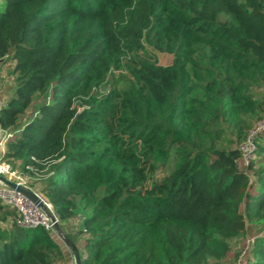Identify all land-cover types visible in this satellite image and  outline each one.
Listing matches in <instances>:
<instances>
[{"label": "trees", "instance_id": "obj_1", "mask_svg": "<svg viewBox=\"0 0 264 264\" xmlns=\"http://www.w3.org/2000/svg\"><path fill=\"white\" fill-rule=\"evenodd\" d=\"M0 59L2 158L81 264H224L242 234L239 263L264 264V129L240 148L264 114V0H0ZM17 214L0 198V264L73 261L1 223Z\"/></svg>", "mask_w": 264, "mask_h": 264}, {"label": "built area", "instance_id": "obj_2", "mask_svg": "<svg viewBox=\"0 0 264 264\" xmlns=\"http://www.w3.org/2000/svg\"><path fill=\"white\" fill-rule=\"evenodd\" d=\"M262 129H264V114L254 123V125L249 130L247 138L240 144L243 157L247 158L250 155L251 149L253 147L252 136L254 133ZM10 135L11 133L0 128V176H4L11 181L33 189L41 198L42 205L35 204L26 196L17 192L16 189L10 187L0 180V198L3 202L11 203L18 210V214L11 221L3 220L1 223L3 225L15 223L21 226H35L40 224L47 230L56 232L58 217L49 201L38 189L30 185V177L27 174L21 173L17 169H13L10 164L2 158L5 152L6 139ZM72 264H74V260L72 261Z\"/></svg>", "mask_w": 264, "mask_h": 264}, {"label": "rangeland", "instance_id": "obj_3", "mask_svg": "<svg viewBox=\"0 0 264 264\" xmlns=\"http://www.w3.org/2000/svg\"><path fill=\"white\" fill-rule=\"evenodd\" d=\"M148 49L153 50V48H151L150 46H148ZM138 55L140 57H143V58H147V59L150 58L147 55H145L144 53H142L141 51H138ZM155 58H156V61H158L159 63L165 64V63H169L172 61V54L170 52L156 51ZM11 65H12L11 61L5 60V59H0V99L1 100L3 99V97L5 95L9 94L11 91V87H10V85H11V74L9 72ZM128 79L129 78L127 76V80ZM119 84H120V86H124L125 82L120 81ZM2 95H3V97H2ZM253 119L256 120L255 117ZM76 221H77V218H72L69 223H75ZM56 234L58 235L59 239L63 240L61 238V236H62L61 233H59L57 230H56ZM64 243H65V241H64ZM229 243H230L231 248H232V253L228 257L223 259L222 262L224 264H238L239 263L238 260L241 259V253H242L243 247L246 243V234H242L239 237L229 239ZM64 264H72V262L64 263Z\"/></svg>", "mask_w": 264, "mask_h": 264}, {"label": "water", "instance_id": "obj_4", "mask_svg": "<svg viewBox=\"0 0 264 264\" xmlns=\"http://www.w3.org/2000/svg\"><path fill=\"white\" fill-rule=\"evenodd\" d=\"M0 180L3 181L5 184L9 185L10 187L16 189L17 192L20 194H23L28 199L33 201L37 205H42V200L39 197L38 193H36L33 189L30 187H27L22 184H18L14 181H11L4 176H0ZM56 230L61 233V238L65 241L66 245L70 248L74 260V264H81L79 252L76 248V246L66 237L64 234L62 228L60 227L59 223L56 224Z\"/></svg>", "mask_w": 264, "mask_h": 264}, {"label": "crops", "instance_id": "obj_5", "mask_svg": "<svg viewBox=\"0 0 264 264\" xmlns=\"http://www.w3.org/2000/svg\"><path fill=\"white\" fill-rule=\"evenodd\" d=\"M2 97H3V95H2ZM0 101H1V99H0Z\"/></svg>", "mask_w": 264, "mask_h": 264}]
</instances>
